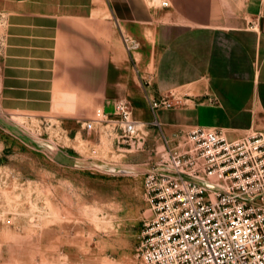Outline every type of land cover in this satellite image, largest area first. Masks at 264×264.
<instances>
[{
	"label": "rangeland",
	"instance_id": "1",
	"mask_svg": "<svg viewBox=\"0 0 264 264\" xmlns=\"http://www.w3.org/2000/svg\"><path fill=\"white\" fill-rule=\"evenodd\" d=\"M87 1L83 23L0 11V264H142L143 178L160 140L148 79L171 8ZM119 100L137 121L132 141L108 122L87 130Z\"/></svg>",
	"mask_w": 264,
	"mask_h": 264
},
{
	"label": "built area",
	"instance_id": "2",
	"mask_svg": "<svg viewBox=\"0 0 264 264\" xmlns=\"http://www.w3.org/2000/svg\"><path fill=\"white\" fill-rule=\"evenodd\" d=\"M160 107L173 105L154 97L150 108ZM113 108L112 118L97 110L87 130L108 122L132 141L137 121L129 103ZM152 125L164 151L153 145L143 178L153 218L141 234L142 264H264V131L229 138L196 126L171 139Z\"/></svg>",
	"mask_w": 264,
	"mask_h": 264
},
{
	"label": "crops",
	"instance_id": "3",
	"mask_svg": "<svg viewBox=\"0 0 264 264\" xmlns=\"http://www.w3.org/2000/svg\"><path fill=\"white\" fill-rule=\"evenodd\" d=\"M168 2L171 16L156 30L159 54L148 80L154 97L167 98L173 107L150 108L153 121L169 136L196 126L233 136L264 131V0ZM89 4L0 0V11L83 23L93 14V2ZM111 109L108 115H113Z\"/></svg>",
	"mask_w": 264,
	"mask_h": 264
},
{
	"label": "bare ground",
	"instance_id": "4",
	"mask_svg": "<svg viewBox=\"0 0 264 264\" xmlns=\"http://www.w3.org/2000/svg\"><path fill=\"white\" fill-rule=\"evenodd\" d=\"M227 133H228V132H227ZM228 134H229V133H228ZM159 144H161V145H159ZM156 145H157V149H158V150L164 151V150H163L164 147H163L161 141L156 142Z\"/></svg>",
	"mask_w": 264,
	"mask_h": 264
}]
</instances>
